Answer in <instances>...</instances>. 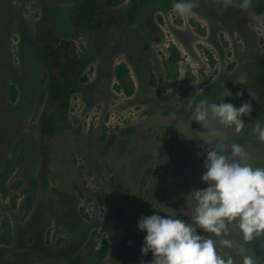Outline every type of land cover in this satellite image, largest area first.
Returning <instances> with one entry per match:
<instances>
[{"label":"rangeland","instance_id":"obj_1","mask_svg":"<svg viewBox=\"0 0 264 264\" xmlns=\"http://www.w3.org/2000/svg\"><path fill=\"white\" fill-rule=\"evenodd\" d=\"M82 2L0 0V264H68L72 246L101 248L104 241L106 264H151L152 253L141 252L145 233L137 220L155 212L192 223L234 264H243L245 254L264 264V233L245 241L232 222L227 236L217 237L192 220L190 193L206 186L208 146L198 137L213 136L202 134L185 96L203 88V98L219 102L228 89L226 102L250 103L240 132L217 121L210 128L243 146L247 163L264 167V142L255 132L264 124V14L234 0H197L193 15L183 18L174 0L136 7L132 0L117 7L102 0V20L111 24L95 38H68L71 14ZM62 40L76 46L64 65L70 96L53 107L61 130L42 149L51 66L42 46ZM172 45L181 61L170 88ZM122 63L135 84L130 96L117 88L115 69ZM222 238L234 247L220 245Z\"/></svg>","mask_w":264,"mask_h":264},{"label":"clouds","instance_id":"obj_2","mask_svg":"<svg viewBox=\"0 0 264 264\" xmlns=\"http://www.w3.org/2000/svg\"><path fill=\"white\" fill-rule=\"evenodd\" d=\"M248 0L241 7L247 8ZM197 0H174L172 8L183 18L193 15ZM229 95L232 93L226 89ZM203 88L195 90L187 101L193 109V120L203 127V135H212V139L198 137L208 146L204 156L201 180L204 188L193 189L190 194L196 202L194 223L206 232L217 237L227 236L228 224L235 222L245 241L264 233V167H253L246 162L247 153L243 146L227 142L226 137L210 124L217 121L224 127L240 132L245 123L244 116H251L252 105L242 102L239 107L226 102H212L202 97ZM236 95L242 96L243 93ZM192 120V121H193ZM181 132V131H180ZM255 132L264 142V124L257 123ZM184 136L188 139V135ZM197 137V136H196ZM138 230L145 233L141 252L153 255L151 264H234L233 257L225 259L218 254L217 241L198 232L192 223L170 215L162 216L158 212L141 216L137 220ZM219 244L234 247L231 239L222 238ZM246 250L241 247L239 252ZM243 264H255L253 256L243 255Z\"/></svg>","mask_w":264,"mask_h":264},{"label":"trees","instance_id":"obj_3","mask_svg":"<svg viewBox=\"0 0 264 264\" xmlns=\"http://www.w3.org/2000/svg\"><path fill=\"white\" fill-rule=\"evenodd\" d=\"M68 1V0H65ZM71 1V0H70ZM102 0H83L82 4L71 14L70 22L74 27V34L68 38H95L104 31L111 23L102 20L104 8ZM107 6L117 7L126 0H105ZM146 0H132V4L136 7ZM238 5H242L244 0H234ZM247 10L264 14V0H248ZM44 54L49 57L51 66L47 80L46 88V106L42 112L40 119V141L42 143L52 139L61 130V123L55 119L52 113L53 107L64 103L70 96L67 77L65 74V59L68 55L76 56V46L72 40H62L59 44L42 46ZM181 61V53L177 46L170 47V57L166 60L167 85L173 88L177 85L179 79V63ZM117 79V88L124 91L127 95H132L135 91L134 80L128 65L122 63L115 69ZM192 93L186 92L185 96ZM42 149L43 146H42ZM44 158V157H43ZM7 173V169L5 173ZM4 184V177H3ZM97 248L93 242L74 245L66 254L68 264H106L108 254V245ZM129 254V249L121 251V258H125Z\"/></svg>","mask_w":264,"mask_h":264}]
</instances>
